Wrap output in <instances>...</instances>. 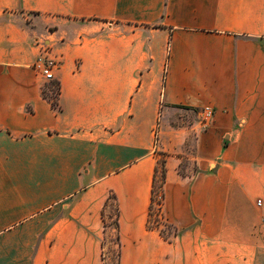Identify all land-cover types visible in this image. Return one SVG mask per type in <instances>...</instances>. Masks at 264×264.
<instances>
[{"label": "crops", "instance_id": "1", "mask_svg": "<svg viewBox=\"0 0 264 264\" xmlns=\"http://www.w3.org/2000/svg\"><path fill=\"white\" fill-rule=\"evenodd\" d=\"M111 192L120 264H264V0H0V264H105Z\"/></svg>", "mask_w": 264, "mask_h": 264}, {"label": "trees", "instance_id": "2", "mask_svg": "<svg viewBox=\"0 0 264 264\" xmlns=\"http://www.w3.org/2000/svg\"><path fill=\"white\" fill-rule=\"evenodd\" d=\"M56 86H58L57 90L55 89ZM43 94H44V97L52 103L54 108H56V109L59 108V104L57 101L59 98V95H60L59 84L54 83L53 85H51V87L45 89ZM156 154L158 157L161 155L165 156L163 153L156 152ZM159 173H160V177L162 179V189H163L161 196L164 199V184H165V180H166V158L165 157L162 160L158 159V164H157L155 175H154L152 199H151V205L149 208V217H148L147 224H148L149 229H158L161 236L165 240H167L169 242H173L174 238L179 236L180 232L175 227H173V225L166 223L163 219L162 214H161V216H162L161 220H163V222H164L163 225L166 228L174 229L175 230L174 233L169 232V234L167 235L165 232H163L162 229H160L159 225H161V222L159 221V219L158 218H156L155 220L153 219V217L155 216L154 204H155L156 197L158 194V192L156 190V184H157V177H158ZM112 203L115 206V210H114L113 216L109 217L108 210H109L110 205ZM162 206H163V202H162ZM162 206H161V209H162ZM102 216H103V225H104V235H103V243H102V245H103V260H104L105 264H110V262L112 264V261H114V264H120V259H121L120 206L118 203L117 196L114 192H111V194H110V196H109V198H108V200L104 206ZM108 218L110 220H112L111 223H109ZM109 228H112L115 231V234H114V240L111 241V242H113V247L109 248L108 251L106 252L105 251L106 243H107V237L106 236H107V232H108Z\"/></svg>", "mask_w": 264, "mask_h": 264}, {"label": "rangeland", "instance_id": "3", "mask_svg": "<svg viewBox=\"0 0 264 264\" xmlns=\"http://www.w3.org/2000/svg\"><path fill=\"white\" fill-rule=\"evenodd\" d=\"M55 89L57 90L58 89V86L55 87ZM197 115L194 113V112H190L189 115L186 117V122L188 125H192V124H195L197 122ZM200 121V119H199ZM194 138H195V134L194 133H191L190 134V137H189V146L190 144L193 143L194 141ZM164 157L166 158V155L165 156H159L158 159L162 160L164 159ZM180 172L183 174V175H186V174H189L191 172H195V165L193 163V161H190V160H185L183 161V163L181 164V167H180ZM156 190L158 192L157 196L161 195L162 194V179L160 177V173L158 174V177H157V184H156ZM163 202V200H162ZM154 210H155V216L153 217V219L155 220L156 218L159 219V221L161 222V225H159L160 229L163 230V232H165L167 235L169 234V232H172L174 233L175 230L172 229V228H166L164 225H163V220H161V214H162V209H160V212H159V209H158V206L156 205V203L154 204ZM114 210H115V206L114 204L112 203L110 205V208L108 210V215L109 217H112L113 214H114ZM108 221L109 223L112 222V220H110L108 218ZM114 234H115V231L112 229V228H109L108 229V232H107V243H106V249L105 251L107 252L109 248L113 247V241L114 240ZM170 236V235H169ZM109 261V260H108ZM110 262V261H109ZM111 264V262H110ZM112 264H114V261H112Z\"/></svg>", "mask_w": 264, "mask_h": 264}, {"label": "built area", "instance_id": "4", "mask_svg": "<svg viewBox=\"0 0 264 264\" xmlns=\"http://www.w3.org/2000/svg\"><path fill=\"white\" fill-rule=\"evenodd\" d=\"M60 60L53 52V47L49 44H46L45 42H42L39 45V54L37 57V60L35 61L33 68L36 71V73L44 78L46 81H53L55 79L54 71L59 66ZM212 116V111L210 109H207L204 111L202 120L207 121ZM162 196L159 195L156 197V205L158 206V209L160 211L162 206ZM262 200L258 201V206L262 207ZM161 216V215H160ZM162 218V216H161ZM264 222V218H263Z\"/></svg>", "mask_w": 264, "mask_h": 264}]
</instances>
